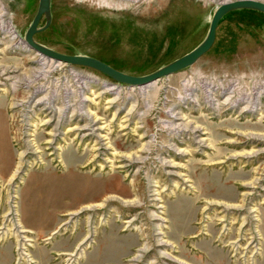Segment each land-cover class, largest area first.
<instances>
[{"label":"rangeland","instance_id":"374dc122","mask_svg":"<svg viewBox=\"0 0 264 264\" xmlns=\"http://www.w3.org/2000/svg\"><path fill=\"white\" fill-rule=\"evenodd\" d=\"M220 1L50 0L33 39L143 76ZM38 2L0 0V264H264V12L140 87L30 48Z\"/></svg>","mask_w":264,"mask_h":264},{"label":"water","instance_id":"95a60500","mask_svg":"<svg viewBox=\"0 0 264 264\" xmlns=\"http://www.w3.org/2000/svg\"><path fill=\"white\" fill-rule=\"evenodd\" d=\"M49 1L50 0H39L37 10L34 14V17L28 26L25 33V42L26 44L36 50L38 53L54 59L56 61H61L63 63H70L76 65H82L86 67L93 68L98 70L120 82L126 83L131 86H145L153 81H156L162 77L173 74L177 71L183 70L184 68L192 65L202 54H204L212 45L215 38V30L220 18L229 10L241 7L253 8L264 12V2L257 0H229L223 3H220L219 6L215 9L212 18L210 20L209 28L205 39L202 43L195 48L188 55L179 58L158 70L151 72L143 76H134L128 73L122 72L109 64L100 61L98 59L84 56V55H70L63 54L51 49H48L38 43L33 39V35L46 27V24L42 27H38L40 18L45 15L48 21L49 17ZM47 23V22H46Z\"/></svg>","mask_w":264,"mask_h":264},{"label":"bare ground","instance_id":"6f19581e","mask_svg":"<svg viewBox=\"0 0 264 264\" xmlns=\"http://www.w3.org/2000/svg\"><path fill=\"white\" fill-rule=\"evenodd\" d=\"M109 1H112V2H119V1H122V0H109ZM125 1V0H124ZM223 2H226L225 0L224 1H220L219 3H223ZM43 65L40 67V68H42L43 69ZM146 86V85H145ZM140 87H142V86H140ZM247 101V100H246ZM88 208V207H87ZM155 218H157V219H159V218H161L160 216H159V214H158V216H157V214L155 215ZM28 240V239H27ZM161 242H158V245H165L166 244V242L165 241H163V240H160ZM164 256H166L167 258H170V260H172V257L171 256H169V255H167L166 253H164Z\"/></svg>","mask_w":264,"mask_h":264}]
</instances>
